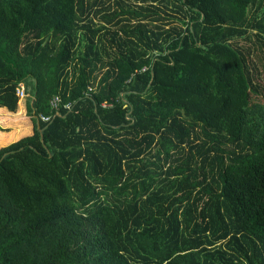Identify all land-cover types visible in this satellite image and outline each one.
<instances>
[{"label":"trees","instance_id":"trees-1","mask_svg":"<svg viewBox=\"0 0 264 264\" xmlns=\"http://www.w3.org/2000/svg\"><path fill=\"white\" fill-rule=\"evenodd\" d=\"M19 83L0 264H264V0H0Z\"/></svg>","mask_w":264,"mask_h":264},{"label":"rangeland","instance_id":"rangeland-1","mask_svg":"<svg viewBox=\"0 0 264 264\" xmlns=\"http://www.w3.org/2000/svg\"><path fill=\"white\" fill-rule=\"evenodd\" d=\"M26 99H27V96L25 95L23 98L18 100V106H17L16 111H19V109H20L19 114H17L16 116H14L11 119H7L8 117H10V116H7L6 119L8 120V122H4V121L0 120V125L3 126V127H0V133H4V132L10 131V130L20 131V133H24V132H26V130L31 131L30 128L32 126V122H31L29 116L26 114ZM2 112L3 111H0V118L5 117V114L2 115ZM6 142L7 141H5V140H3V141L0 140V146H4V145L8 144Z\"/></svg>","mask_w":264,"mask_h":264},{"label":"crops","instance_id":"crops-1","mask_svg":"<svg viewBox=\"0 0 264 264\" xmlns=\"http://www.w3.org/2000/svg\"><path fill=\"white\" fill-rule=\"evenodd\" d=\"M0 111H3V112H2V115L5 114V117H1L0 120H1V121H4V122H8L7 119H11V118H13L14 116H16L17 114H19L20 109H19V111L9 112V111H7L6 109L0 107ZM9 114H10V115H9ZM7 116H10V117L7 118ZM6 118H7V119H6ZM6 120H7V121H6ZM10 121H11V120H10ZM11 122H12V121H11ZM0 127H3V126L0 125ZM30 130H31V128H30ZM30 133H31V131H28V130H26V132H24V133H20V131H13V130H10V131H6V132H4V133H0V140H1V141L5 140V141H7L6 143H10V142L15 141V140H17L18 138H20V137H22V136H24V135H28V134H30Z\"/></svg>","mask_w":264,"mask_h":264},{"label":"built area","instance_id":"built-area-1","mask_svg":"<svg viewBox=\"0 0 264 264\" xmlns=\"http://www.w3.org/2000/svg\"><path fill=\"white\" fill-rule=\"evenodd\" d=\"M16 95L18 96L19 99L23 98L26 94L24 92V87H23V84L22 83H19L18 86L16 87ZM60 99L58 96H55L51 99L50 101V105L52 108H56L58 106V103H59ZM102 105H105V102L102 103ZM65 107H69V103H67L65 105ZM41 118L43 120H46L47 117L45 116H41Z\"/></svg>","mask_w":264,"mask_h":264}]
</instances>
